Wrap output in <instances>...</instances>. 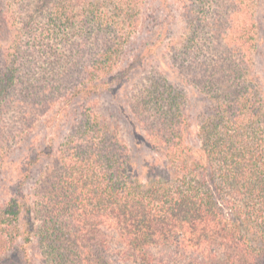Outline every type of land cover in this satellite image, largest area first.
<instances>
[{
    "label": "trees",
    "instance_id": "1",
    "mask_svg": "<svg viewBox=\"0 0 264 264\" xmlns=\"http://www.w3.org/2000/svg\"><path fill=\"white\" fill-rule=\"evenodd\" d=\"M76 1L90 7L75 14L70 6ZM132 1L115 0L106 8L103 2L50 0L49 21L40 28L6 10L5 24L13 22L15 40L0 46V170L48 108H67V101L79 97L85 111L80 130L69 133L55 153L42 152L55 158L54 166L40 172L34 191L18 188L5 202L11 216L7 228H17L24 212H36L39 224L33 232L43 264H112L115 236L120 248L114 252L146 263L174 264L177 258V264L181 259L189 264H264V90L251 74L247 40L235 61L220 67L226 80L216 77L209 85L212 112L200 118V148L186 142L182 90L171 83L166 91L157 82L138 97L139 109L151 112L145 120L151 121L160 149L172 159L156 174L138 173L118 133L88 110L91 94L113 74L119 46L139 23L131 15ZM73 27L74 32L69 30ZM95 34L108 44L99 45L100 60L91 68L78 63L67 67L61 63L65 54L54 48L47 59L50 71L44 76L36 71L29 52L36 40L41 45L48 41L49 47L58 41L68 47L78 44L81 60L93 49L88 40ZM73 71L87 78H77L69 88L61 79ZM38 158L36 154L34 161ZM148 166L156 168L152 162ZM5 233L10 240L13 232ZM153 249L165 251L166 258L154 256Z\"/></svg>",
    "mask_w": 264,
    "mask_h": 264
},
{
    "label": "rangeland",
    "instance_id": "2",
    "mask_svg": "<svg viewBox=\"0 0 264 264\" xmlns=\"http://www.w3.org/2000/svg\"><path fill=\"white\" fill-rule=\"evenodd\" d=\"M89 1L103 2L107 8L115 0ZM40 2L41 8H37ZM49 3L50 0H0V46L11 44L15 40L13 22L7 26L5 24L6 10L12 9L23 16L25 21H30L33 28H38V25L43 26L49 21ZM82 6L88 9L90 4L76 1L70 8L73 13L78 14L84 9ZM129 8L132 18L139 20L135 27L138 30H135L136 33L128 32L130 35L119 46L114 56L117 57L114 60L113 74L107 77L106 84L98 89V93L91 94L93 100L88 110L94 109L92 112L98 114L118 133L133 168L145 176L156 174L161 166L166 169V164L172 163V159H168L165 154L166 150L160 149L161 141L152 132L151 121L145 120L151 112L139 109L138 97L146 88H153L158 82L161 89L167 91L171 89L172 83L176 91H183L186 98L181 106L184 107L189 126L186 142L194 149L201 146L197 136L200 118L204 113L212 112L209 85L216 77L226 80L220 67L226 68L227 64L235 61L245 40L246 49L253 55L251 74L254 79L259 80L260 89L264 90V0H248L245 3H241V0H133ZM18 21L21 22L22 19ZM69 30L74 32L76 29L73 27ZM121 39L124 40L123 37ZM76 40L80 42L78 36ZM39 41L42 40H36L29 52L32 51L34 55L31 59L36 68L39 67L36 71L40 76H44L52 68L47 59H51L54 48H58V53L65 54L61 63L67 67L78 63L79 66L91 68L100 60L97 54L99 45L108 44L103 36L92 35L88 42H94L95 45L92 50L85 51L86 55L81 61L78 44L68 47L58 41L57 47H49L48 41H44L42 45ZM82 76L87 78L86 74L73 71L64 74L61 80L64 79L62 83L72 88L76 79L80 81ZM78 101L79 97L67 101V108L61 105L48 108L47 113L36 122L32 132L25 137L27 139L10 155L11 160L0 170V264H43L38 237L33 232L39 224L36 212H24L20 216L19 226L12 230L6 226V219L11 216L5 210V202L16 196L18 188L25 192L34 191L40 172L50 164L54 166L52 161L55 158H46L41 154L44 151L46 155L50 149L55 153L69 133L80 130L77 126L85 119V111H81ZM36 154L39 158L34 161ZM27 156L28 159H25ZM150 162L155 164V169L148 166ZM7 229L13 232L9 242L6 240ZM116 238L117 236L114 237V243H111L112 264L157 263L141 262L126 254L120 256L114 252L115 248H120L115 244L118 241ZM152 252L156 257L161 254L166 258V252L161 249H153ZM175 259L174 264H177V258ZM179 263L189 264V260L181 259ZM194 263L195 261L192 262Z\"/></svg>",
    "mask_w": 264,
    "mask_h": 264
}]
</instances>
